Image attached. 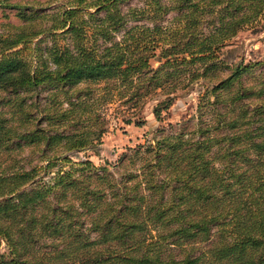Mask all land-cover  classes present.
I'll use <instances>...</instances> for the list:
<instances>
[{"label": "trees", "instance_id": "trees-1", "mask_svg": "<svg viewBox=\"0 0 264 264\" xmlns=\"http://www.w3.org/2000/svg\"><path fill=\"white\" fill-rule=\"evenodd\" d=\"M137 1L61 0L48 30L0 0L23 19L0 36V264H264V77L225 55L264 0ZM200 79L196 121L123 151L119 174L72 158L98 151L109 103L130 123L164 96L161 120Z\"/></svg>", "mask_w": 264, "mask_h": 264}, {"label": "rangeland", "instance_id": "rangeland-1", "mask_svg": "<svg viewBox=\"0 0 264 264\" xmlns=\"http://www.w3.org/2000/svg\"><path fill=\"white\" fill-rule=\"evenodd\" d=\"M19 5L17 7L28 6L33 9H43V17L34 18L35 28H51L57 17L58 10L54 8L61 3V0H14ZM133 3H138L133 0ZM23 23L17 14V8L0 7V36L9 34L16 30ZM19 30V29H17ZM120 36V34H118ZM50 36L42 44L49 43ZM60 42L67 39L59 38ZM226 45L225 55L232 62L242 59L244 62L252 61L255 63L251 72L247 76L260 74L264 77V26L256 28H245L232 37ZM157 64V63H155ZM246 78V75H244ZM208 81L200 79L192 83L189 87L176 91L173 100L167 109L162 111V119L158 120L152 109L153 106L163 99L164 96L150 99L143 106L139 114L133 115L132 122H125L126 112H117L114 107L117 102L109 103V113L107 115V127L102 134V142L98 145V151L87 149L74 152L72 158L81 160L86 157L91 159L96 165H106L110 172L119 174L120 167L116 164L123 151L129 152V148L137 143H142L156 134V130L165 126L167 130L169 122L180 126L184 122H194L197 116V104L199 95L203 92ZM47 90H40V96L46 94ZM125 114V115H124ZM144 119V124L136 125L134 120ZM4 246H2V249Z\"/></svg>", "mask_w": 264, "mask_h": 264}]
</instances>
